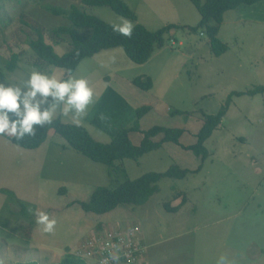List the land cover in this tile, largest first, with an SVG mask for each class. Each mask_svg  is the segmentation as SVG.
Masks as SVG:
<instances>
[{"label":"rangeland","instance_id":"1","mask_svg":"<svg viewBox=\"0 0 264 264\" xmlns=\"http://www.w3.org/2000/svg\"><path fill=\"white\" fill-rule=\"evenodd\" d=\"M123 1L137 15L134 26L153 32L176 28L144 65L130 61L120 48L80 64L74 76L89 81L95 102L78 126L97 142L110 143L121 129L138 123V109L149 107L140 131L130 134L134 145L140 144L142 132L162 126L183 129L180 143L191 146L204 114H217L233 93L264 88V1L225 14L219 39L229 50L221 57L212 54L201 31L190 32L201 20L191 0ZM71 5L108 24L121 23L122 17L111 10L83 8L81 0H0V82L22 85L39 70L28 45L38 30L59 56L70 50L51 34L69 23L47 8ZM19 53L24 55L18 69L7 72L5 60ZM43 72L58 79L65 76V70L56 67ZM140 76L152 78L153 89L134 86L132 80ZM176 111L181 113L173 115ZM55 119L77 125L59 112ZM64 143L51 133L41 148L31 151L0 136V264H59L67 255L97 264L91 252L109 237L112 242L120 239L122 250L136 249L138 264H216L221 255L234 264H264V94L232 97L220 128L206 142L210 156L204 163L191 151L167 143L138 162L124 160L110 168L63 149ZM174 165L188 170L187 178L161 179L159 193L143 206H123L99 216L75 205L87 201L96 187L115 188ZM183 198L186 204L178 213L164 209L166 203L180 207ZM29 209L54 218V232L43 233Z\"/></svg>","mask_w":264,"mask_h":264},{"label":"trees","instance_id":"2","mask_svg":"<svg viewBox=\"0 0 264 264\" xmlns=\"http://www.w3.org/2000/svg\"><path fill=\"white\" fill-rule=\"evenodd\" d=\"M264 0H191L192 4L198 11L201 20L197 27H189L190 32L198 33L201 31L208 39L212 54L221 57L229 50L227 44L219 39V32L227 12L237 10L242 6H253ZM81 4L86 8H107L116 15L137 22V15L132 11L130 6L123 0H81ZM49 13L56 17H63L69 23L60 26L51 31L52 37L61 39L57 44L67 42L70 50L59 56L55 52V47L46 42L45 35L37 31V36L30 38L28 45L34 52L37 61L34 64L39 71L43 72L49 67H56L65 70L71 68L74 75L80 64L97 54L114 50L123 49L127 58L137 65H144L149 62L153 55L164 48L166 44V35H168L176 26L169 25L157 31H149L140 24L134 26L132 38L116 34L112 30V25L106 23L98 16L89 13L84 8L77 5H71L68 9L48 7ZM79 53V55H77ZM23 53L12 54L5 60L4 65L9 73L18 69V64ZM0 79L4 80L3 73L0 72ZM132 83L142 91L153 89L154 82L152 78L140 76L132 80ZM264 94L263 87H256L247 93H233L229 96L225 105L215 115H203L204 123L199 130L196 138L197 141L191 146H182L180 141L185 131L178 128H166L154 126L148 131L142 132L143 138L139 145H134L130 139V134L139 132V122L150 111L149 107H142L136 111L137 124L131 128L121 129L117 135L108 144L97 142L92 138L86 128L74 124L63 123L60 119H55L51 125L44 128L37 127L35 137L26 136L22 141H17L13 137H6L12 144L25 149L37 150L41 148L48 140L51 133L61 136L65 143L62 145L65 150H73L76 153L88 158L94 163L103 164L110 168H116L117 164L124 160H133L138 162L142 157L150 152L161 149L165 144L171 143L182 147L184 150L191 151L196 157L204 163L210 156L206 147V142L217 131L229 109L233 96H256ZM181 112H174L173 115ZM160 141H156L158 137ZM199 167L194 173L201 170ZM189 171L179 166H171L164 173L150 172L135 180H127L115 188L96 187L87 201L78 202V206L87 214L103 216L109 214L123 206H143L149 200L159 193V183L163 178L183 180L189 175ZM7 196L15 197L9 191H2ZM186 204V198L180 207H171L170 204H164V209L168 213L176 214ZM23 206V205H22ZM26 208L23 206L22 215L27 216ZM69 250V249H68ZM30 264H38L36 262ZM59 264H85L83 260L67 255Z\"/></svg>","mask_w":264,"mask_h":264},{"label":"clouds","instance_id":"3","mask_svg":"<svg viewBox=\"0 0 264 264\" xmlns=\"http://www.w3.org/2000/svg\"><path fill=\"white\" fill-rule=\"evenodd\" d=\"M114 33L132 38L134 24L121 18L113 24ZM79 55V53H77ZM113 62L115 58L113 57ZM67 78L58 79L33 70L21 84L0 82V136L13 137L22 141L26 136L35 137L37 127L51 125L60 113L79 125L95 102V93L85 78H76L71 68L66 69ZM103 119V117H101ZM30 212L36 217V224L43 233H53L57 224L54 218L39 209ZM101 264H108L107 260ZM216 264H234L226 255H221Z\"/></svg>","mask_w":264,"mask_h":264},{"label":"built area","instance_id":"4","mask_svg":"<svg viewBox=\"0 0 264 264\" xmlns=\"http://www.w3.org/2000/svg\"><path fill=\"white\" fill-rule=\"evenodd\" d=\"M137 231L138 228L135 229V232ZM109 239H111V237H109L106 241L100 242L95 245L94 249L91 252L94 255H90V257L94 258L97 264H101V261L104 260H107L108 264H138V261L136 259L138 253L136 252V249L130 247L122 250V248L120 247L123 245V243L119 242L120 239H118L117 237L114 238L115 242H112ZM140 250L141 252H144L142 247Z\"/></svg>","mask_w":264,"mask_h":264}]
</instances>
